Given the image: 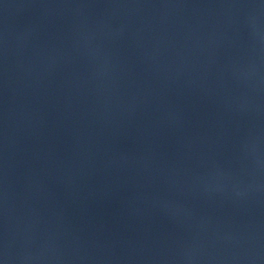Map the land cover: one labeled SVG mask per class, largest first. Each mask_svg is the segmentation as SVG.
<instances>
[{"label": "water", "instance_id": "obj_1", "mask_svg": "<svg viewBox=\"0 0 264 264\" xmlns=\"http://www.w3.org/2000/svg\"><path fill=\"white\" fill-rule=\"evenodd\" d=\"M0 264H264V0H0Z\"/></svg>", "mask_w": 264, "mask_h": 264}]
</instances>
